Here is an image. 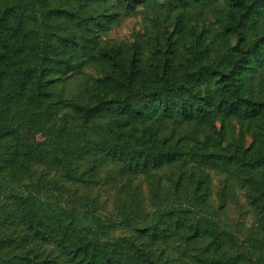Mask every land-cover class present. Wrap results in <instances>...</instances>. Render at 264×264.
I'll return each instance as SVG.
<instances>
[{"label":"trees","instance_id":"obj_1","mask_svg":"<svg viewBox=\"0 0 264 264\" xmlns=\"http://www.w3.org/2000/svg\"><path fill=\"white\" fill-rule=\"evenodd\" d=\"M0 264H264V0H0Z\"/></svg>","mask_w":264,"mask_h":264},{"label":"rangeland","instance_id":"obj_2","mask_svg":"<svg viewBox=\"0 0 264 264\" xmlns=\"http://www.w3.org/2000/svg\"><path fill=\"white\" fill-rule=\"evenodd\" d=\"M152 12L149 9H141V12L136 17H129L125 19L120 25L115 26L109 33L108 38L117 40H132L136 35L143 32L147 27H150V19ZM219 126V124H218ZM239 134V125L233 124L229 137L232 139ZM39 140L43 141L45 147L51 150L55 144L64 143V139L60 138L57 142H46L47 135L41 132ZM248 141L250 139L248 138ZM93 194H98L102 200L107 203L108 211L117 213V206L120 205L115 191L109 188L99 190L98 187L92 189ZM146 203L149 205L148 195H145ZM211 211L214 212V217L223 223H228L236 228L246 229L251 226L257 219L256 212L247 205L244 200L243 194L238 189L235 195L225 201L224 206L221 203L224 197L221 195V182L219 178L214 180L213 193L209 199Z\"/></svg>","mask_w":264,"mask_h":264}]
</instances>
